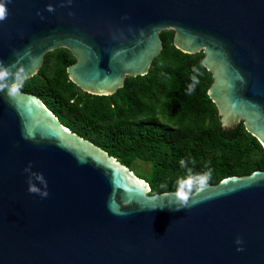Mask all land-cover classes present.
<instances>
[{
    "label": "water",
    "instance_id": "1",
    "mask_svg": "<svg viewBox=\"0 0 264 264\" xmlns=\"http://www.w3.org/2000/svg\"><path fill=\"white\" fill-rule=\"evenodd\" d=\"M2 7L0 64L12 69L9 85L34 77L47 53L67 49L76 58L70 80L111 96L128 77L149 73L160 34L172 30L178 50L204 53L223 127L243 122L264 147V0H5ZM39 174L44 198L28 190L42 187ZM150 192L38 97L0 90V264H264V171L203 187L180 210L177 193Z\"/></svg>",
    "mask_w": 264,
    "mask_h": 264
},
{
    "label": "trees",
    "instance_id": "2",
    "mask_svg": "<svg viewBox=\"0 0 264 264\" xmlns=\"http://www.w3.org/2000/svg\"><path fill=\"white\" fill-rule=\"evenodd\" d=\"M160 37L163 48L149 73L128 77L111 96L88 94L70 80L76 58L67 49L47 53L39 72L18 91L38 97L66 128L118 159L150 185L152 195L177 193L178 179L189 170L197 175L211 169L204 187L264 171V147L244 123L223 127L208 95L214 79L203 65L204 53L178 50L172 30ZM192 75L198 83L188 94ZM141 163L148 173L137 171Z\"/></svg>",
    "mask_w": 264,
    "mask_h": 264
},
{
    "label": "clouds",
    "instance_id": "3",
    "mask_svg": "<svg viewBox=\"0 0 264 264\" xmlns=\"http://www.w3.org/2000/svg\"><path fill=\"white\" fill-rule=\"evenodd\" d=\"M5 4V0H0V21L5 18L6 9L2 7ZM48 11H52L51 7L47 9ZM12 69L10 66L0 64V90L6 91V94L11 96L14 95L19 88L22 86L20 83L9 85L8 80L10 78ZM193 73H197L198 69L193 66L192 68ZM191 83L187 85L186 91L188 94H191L194 91L196 84L198 83L196 75H192L190 77ZM179 164L181 167H185L186 162L183 158L179 160ZM25 171H29L28 168ZM211 177V169L209 168L202 174L192 175L191 171L189 170V174L187 177L180 178L177 181L178 191H177V199L174 200L172 203L174 204V210H180L186 208L188 205V197L186 193H191L193 190L200 191L204 185L206 184L207 180ZM37 180H39L41 188L33 187L30 183L29 192L36 193L40 195L42 198L47 197V182L43 179L42 175H37ZM171 208V207H170ZM238 245L242 243L239 237L236 238L235 241ZM238 251L241 250L240 248L237 249Z\"/></svg>",
    "mask_w": 264,
    "mask_h": 264
},
{
    "label": "rangeland",
    "instance_id": "4",
    "mask_svg": "<svg viewBox=\"0 0 264 264\" xmlns=\"http://www.w3.org/2000/svg\"><path fill=\"white\" fill-rule=\"evenodd\" d=\"M137 171L138 172H149V166L145 165L143 163H141L138 167H137Z\"/></svg>",
    "mask_w": 264,
    "mask_h": 264
}]
</instances>
